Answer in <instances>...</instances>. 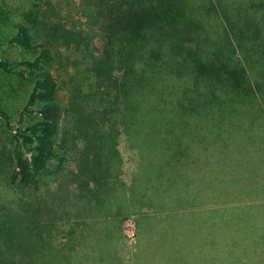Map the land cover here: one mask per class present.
<instances>
[{
	"label": "trees",
	"instance_id": "obj_1",
	"mask_svg": "<svg viewBox=\"0 0 264 264\" xmlns=\"http://www.w3.org/2000/svg\"><path fill=\"white\" fill-rule=\"evenodd\" d=\"M80 1L99 50L49 0H0V74L30 88L17 125L0 104V264H119L124 221L142 248L203 197L264 219V0Z\"/></svg>",
	"mask_w": 264,
	"mask_h": 264
},
{
	"label": "rangeland",
	"instance_id": "obj_2",
	"mask_svg": "<svg viewBox=\"0 0 264 264\" xmlns=\"http://www.w3.org/2000/svg\"><path fill=\"white\" fill-rule=\"evenodd\" d=\"M49 3L45 19L47 24L57 23L69 30L83 33L84 41H88L87 44L92 51L102 48L104 38L97 31L98 18L92 9L84 6L80 0H49ZM3 55L12 60L22 56L19 51L13 49H8ZM64 56L71 57V54L64 52L62 57H57L56 74L60 80L66 77V72L59 67L64 62L62 59ZM73 56L75 59L78 58L77 54ZM0 84H4L0 88V104L10 113L12 123L17 125L19 112L26 102L30 88L2 74ZM59 96L63 103L62 91ZM7 135L0 125V153L6 148ZM119 149L124 159L125 174L122 179L129 184L136 158L124 138L121 139ZM3 160L5 161V157L0 155L2 168ZM7 164L9 167V163ZM3 178L5 180V176L0 172V208L7 206L6 203L12 194V191L4 189ZM44 192L45 188L41 186L35 192V196ZM207 202L208 199L203 197L202 201H199V207L203 212L189 216V220L184 219L188 214L180 213L175 222L162 227L166 230L158 237L146 238L142 248L135 237V217L124 221L121 230L124 229V236L126 233L127 237L126 240L121 238L116 240L115 259L119 264H264V219L256 211L250 214L238 210L211 213ZM165 212L162 211L158 215L164 218ZM73 220L72 218L68 220L67 228L71 227ZM177 221L180 222L176 225ZM86 254L87 252L84 255Z\"/></svg>",
	"mask_w": 264,
	"mask_h": 264
}]
</instances>
